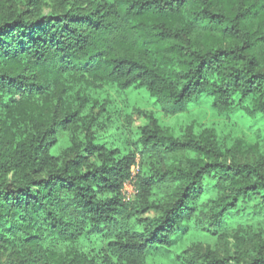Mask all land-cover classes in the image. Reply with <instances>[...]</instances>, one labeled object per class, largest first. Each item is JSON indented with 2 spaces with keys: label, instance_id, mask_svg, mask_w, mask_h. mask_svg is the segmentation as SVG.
Listing matches in <instances>:
<instances>
[{
  "label": "trees",
  "instance_id": "obj_1",
  "mask_svg": "<svg viewBox=\"0 0 264 264\" xmlns=\"http://www.w3.org/2000/svg\"><path fill=\"white\" fill-rule=\"evenodd\" d=\"M45 1L0 0V264H83L76 255L53 263L46 240L72 244L91 229L115 228L131 179L138 197L131 214H160L144 218L141 232L119 229L106 264H146L150 250L178 243L211 174L232 185L219 212L247 196L264 199V162L224 157L210 133L175 138L149 115L139 127L142 146L177 162L139 176L134 155L94 143L92 116L73 102L47 105L45 117L31 107L71 80L144 87L167 113L207 94L217 111L251 101L250 111L264 116V0H48L58 8L43 13ZM80 128L83 141L53 153L58 129ZM172 180L177 192L156 204L154 188ZM180 264H264V243Z\"/></svg>",
  "mask_w": 264,
  "mask_h": 264
},
{
  "label": "rangeland",
  "instance_id": "obj_2",
  "mask_svg": "<svg viewBox=\"0 0 264 264\" xmlns=\"http://www.w3.org/2000/svg\"><path fill=\"white\" fill-rule=\"evenodd\" d=\"M43 13L57 9L50 1L42 4ZM80 95L84 102L76 100ZM32 98L34 113L45 117L47 105L57 102H73L80 115L92 116L90 131L94 143L110 150H117L120 156H135L137 166L134 173L139 176H157L177 161L155 158L142 146L139 127L148 123V116L155 117L160 127L175 138H182L188 133L195 136L210 133L218 148L224 153H233L240 160H261L264 162V116L251 110V101L236 106L229 112H220L211 105V99L203 94L188 103L184 111L167 113L158 96L144 87H131L121 90L114 84H86L68 80L65 90L58 89L52 98ZM245 105V108L243 106ZM42 111V112H41ZM83 128L70 132L58 129L57 144L53 153L58 154L72 145L73 140H84ZM189 158H200L193 152H187ZM180 184L172 180L167 185L160 184L153 190L152 199L160 206L171 201ZM232 185L218 175L211 174L203 178L194 216L188 223L182 239L169 248L150 250L145 258L146 264H180L201 259L210 252L218 255L247 250L258 242L264 243V199L244 197L236 201L237 207L225 212L221 208L231 202ZM134 185L124 189L123 200L127 208L117 216V224L111 230H89L76 242L69 244L49 238L46 246L52 253V262L58 263L72 256L81 257L83 264H106L108 243L114 239L116 232L129 228L141 232L143 219L160 214L157 209L144 213L131 214L138 208ZM219 213V214H218Z\"/></svg>",
  "mask_w": 264,
  "mask_h": 264
},
{
  "label": "built area",
  "instance_id": "obj_3",
  "mask_svg": "<svg viewBox=\"0 0 264 264\" xmlns=\"http://www.w3.org/2000/svg\"><path fill=\"white\" fill-rule=\"evenodd\" d=\"M132 172H133V174H134V170H133V168H132ZM133 182H134V179H131V180L127 181V182L124 184V187H123V193H125V192H124V189L127 187V185H133ZM135 191H136V190H135Z\"/></svg>",
  "mask_w": 264,
  "mask_h": 264
}]
</instances>
